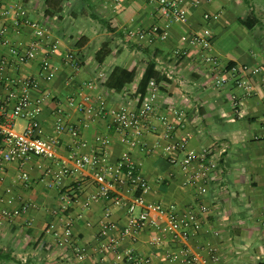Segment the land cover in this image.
<instances>
[{"label":"crops","instance_id":"obj_1","mask_svg":"<svg viewBox=\"0 0 264 264\" xmlns=\"http://www.w3.org/2000/svg\"><path fill=\"white\" fill-rule=\"evenodd\" d=\"M20 2L30 16L49 26L58 47L50 58L56 75L35 93H50L39 115L42 135L59 139L62 157L67 156L72 145L79 154L93 155L105 150L114 166L128 152L148 180V201L165 208L175 205L179 212L192 215L195 225L192 236L183 242L169 240L156 246L152 238L159 230L147 226L135 239L107 248L127 223L128 214L124 207L113 203L112 196L83 206V201L97 189L95 168L86 166L58 180L54 163L33 156L23 166L19 161L8 164L5 180L0 184V194L10 186L17 204H30L29 210L12 222H0V264H129L125 259L127 247L134 249L142 260L140 264H188L171 261L167 256L168 252L181 251L198 256L200 264H264V0H204L197 7L192 5L193 0H186L185 22L162 16L148 0H121L117 10L111 0H69L63 5L62 15L53 18L44 16L45 0ZM205 13L211 15L208 22ZM12 19L7 22L8 40L30 42L32 28L25 25L16 29ZM4 23L0 19V29ZM204 26L213 31L209 52L223 66L248 64L257 70L249 78L251 86L238 112L232 98L241 96L242 90L232 84L216 88L217 74L205 61V52L191 42L192 34ZM155 27L159 35L166 32L167 37L149 35L136 40L126 34L128 28L150 31ZM106 42L110 43L112 53L99 64L95 53ZM177 48L187 50L188 54L177 58ZM67 51L79 60V70L65 62ZM45 57H50L47 48L15 68L7 48L0 43V62L5 61L8 78L36 75ZM151 61L156 62L157 69L168 80L161 84L158 112L153 120L156 129H149L132 146L125 141V132L115 125L109 110L138 101L136 90ZM115 66L137 70L134 82L121 92L103 83ZM101 71L106 75L102 80L97 77ZM90 81L99 82L108 112L87 121L68 99L82 90L89 91L85 84ZM179 112L185 120L172 141L185 144V148H178L172 155L181 161L188 150L210 149L217 162L207 179L208 191L203 195L196 186L185 184L186 173L180 166H173L164 152L168 140L161 137L165 129L161 116L176 120ZM58 116L67 126L78 127L79 136L57 130ZM23 125L25 121H17V127ZM98 137L108 138L110 143L102 145ZM81 141H86L87 146H78ZM22 173L31 177L27 184L21 179ZM116 191L128 197L134 193L128 185H121ZM64 194L76 199L64 214L73 222L74 246H59L57 242L63 228L59 206ZM202 203L206 211L200 209ZM106 211L111 213L110 217H105ZM152 215L158 217L159 213ZM164 215L167 219L165 212ZM165 219H160L162 224ZM108 221L116 228L100 237L99 232ZM52 224H56V233L47 232ZM77 246L86 248L84 259L78 258Z\"/></svg>","mask_w":264,"mask_h":264},{"label":"built area","instance_id":"obj_2","mask_svg":"<svg viewBox=\"0 0 264 264\" xmlns=\"http://www.w3.org/2000/svg\"><path fill=\"white\" fill-rule=\"evenodd\" d=\"M154 4L156 10L164 17L172 20L187 21L188 12L186 0H148ZM204 0H193L192 5L199 6ZM209 1V0H206ZM113 9L117 10L121 4V0H111ZM11 0H0V19L5 20L4 25L0 29V43L8 50V57L12 60L15 68L21 67L24 63L38 57L45 49H48L50 57H45L38 73L29 76H15L8 78L6 76V63L0 62V184L5 180V170L8 164L19 161L22 166L33 156H38L51 161L57 167L56 177L61 180L64 176L70 175L76 171L83 170L86 166L95 168V181L97 189L88 195L83 201V206L88 207L93 201L112 196L113 203L116 206L124 207L127 210V223L123 229L113 237L107 248H113L115 245L125 243L126 241L136 238L138 232L147 227H153L159 230V233L152 238V242L156 246H162L167 241H179L189 239L192 236L193 226L195 225L194 217L187 212H179L175 205L165 208L161 204L148 201L146 194L149 190L147 178L138 170L137 163L128 152H124L116 165L110 164L108 154L105 150L90 155L79 154L77 148L72 145L66 157L60 155V141L56 137H46L41 133L42 125L39 119L46 101L50 97L49 92H41L35 95L37 90L41 88L43 83L52 79L56 75V71L51 66V56L57 53L58 47L52 37V32L41 20L30 16L28 9L23 6L20 0H16L13 4ZM11 7L15 8L12 12ZM14 15L13 19L12 16ZM17 28L29 26L33 30V38L30 42H10L8 34L10 27L7 24L9 20ZM205 21H210L211 15L204 14ZM158 28L146 31L136 28H128L127 36L132 39L142 40L149 35L160 36L165 39L167 33L158 34ZM191 42L199 46L204 52V59L212 66L216 77L214 86L222 88L226 85H234L242 90L241 96L234 95L232 98L233 108L236 112L244 99L247 88L251 86L249 78L251 74L257 73L248 64H233L223 66L221 62L209 51L213 45V31L210 26H204L201 31L194 32L191 36ZM177 58H181L188 54L187 50L177 48L174 52ZM64 60L76 70L81 68L79 60L72 51H67ZM98 79H105L106 75L103 71L98 73ZM85 89L89 91H81L78 96L72 95L68 101L80 113H83L87 121H92L108 112L107 101L103 92L99 90V82L90 81L85 84ZM159 86L152 80L149 90L143 102L138 104L124 103L117 108L109 110L115 125L125 132V141L134 146L137 141L145 136L149 129H156L153 124L156 116L157 103L159 100ZM139 100V99H137ZM165 129L161 137L168 140L164 146V152L167 153L169 162L174 166L178 165L186 173L187 178L185 184L197 187L199 194L203 195L208 191L207 179L216 166L217 162L212 158L210 149L201 151H186L181 161L173 154L178 148H185V144H176L172 141L180 123L184 122V114L179 112L175 119L171 120L168 116H161ZM25 121V125L17 127V121ZM87 125V122H86ZM264 125V115H263ZM56 128L59 131L68 130L72 135L78 137L80 130L78 127L66 125L61 116L56 120ZM102 145H108L110 139L98 137ZM78 146H87L86 141H81ZM21 179L27 184L31 177L28 173H22ZM121 185L130 186L134 193L128 197L116 191ZM114 194V195H113ZM76 199L72 195H61L60 206L62 231L58 238L59 246H74L73 222L65 216L70 204ZM17 199L13 188L5 187L3 193L0 194V222H12L16 217L29 210L30 204L16 203ZM202 211H206L207 207L202 203L200 205ZM58 210V211H59ZM56 211V213L58 212ZM152 212L159 213L158 217H154ZM164 212L167 219H165ZM109 211L105 212V217H110ZM166 220L162 224L160 219ZM116 225L113 222H106L99 232L100 237H106L110 231L114 230ZM58 231L56 224H52L47 232L56 233ZM79 259L86 256V248L75 247ZM168 258L171 261H182L188 264H200V260L196 255L189 253H171L168 252ZM125 259L129 264H140L142 260L135 254L132 247L125 250ZM216 264H222L216 262Z\"/></svg>","mask_w":264,"mask_h":264},{"label":"trees","instance_id":"obj_3","mask_svg":"<svg viewBox=\"0 0 264 264\" xmlns=\"http://www.w3.org/2000/svg\"><path fill=\"white\" fill-rule=\"evenodd\" d=\"M69 0H45V13L46 18H53L56 15H62L63 5ZM247 25H251L246 22ZM112 53V47L109 42H106L95 53V60L97 63L102 64L106 61L108 56ZM137 75V70H128L122 66H115L108 77L104 80V84L107 88L113 89L117 92H121L128 84L134 82ZM154 80L161 89V84L167 81L168 78L156 67V62H148L145 72L138 84L136 90V96L138 97V104H141L148 93L150 82Z\"/></svg>","mask_w":264,"mask_h":264},{"label":"rangeland","instance_id":"obj_4","mask_svg":"<svg viewBox=\"0 0 264 264\" xmlns=\"http://www.w3.org/2000/svg\"><path fill=\"white\" fill-rule=\"evenodd\" d=\"M249 40H250V39H247V42H248V43L252 42V40H250V41H249ZM253 42L256 43L255 41H253ZM254 45H258V44H254ZM93 53H94V50H93Z\"/></svg>","mask_w":264,"mask_h":264}]
</instances>
